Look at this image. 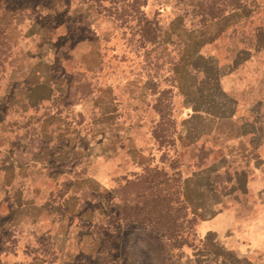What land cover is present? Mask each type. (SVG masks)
<instances>
[{"label": "rangeland", "instance_id": "obj_1", "mask_svg": "<svg viewBox=\"0 0 264 264\" xmlns=\"http://www.w3.org/2000/svg\"><path fill=\"white\" fill-rule=\"evenodd\" d=\"M247 20L264 0H0V264H175L199 228L176 120Z\"/></svg>", "mask_w": 264, "mask_h": 264}, {"label": "crops", "instance_id": "obj_2", "mask_svg": "<svg viewBox=\"0 0 264 264\" xmlns=\"http://www.w3.org/2000/svg\"><path fill=\"white\" fill-rule=\"evenodd\" d=\"M221 25L199 53L213 73L203 75L197 98L190 91L183 97L187 112L172 138L187 151L183 197L199 219L175 264H264V29L253 20ZM40 88L56 89L44 82ZM179 150L172 155L178 161ZM131 162L126 150L123 166ZM200 175L206 180L197 196L190 183ZM216 221L225 226L218 233Z\"/></svg>", "mask_w": 264, "mask_h": 264}]
</instances>
